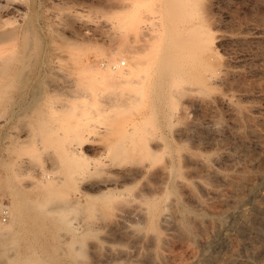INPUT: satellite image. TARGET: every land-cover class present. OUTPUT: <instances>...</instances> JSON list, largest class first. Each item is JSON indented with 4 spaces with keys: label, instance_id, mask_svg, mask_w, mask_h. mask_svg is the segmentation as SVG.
<instances>
[{
    "label": "rangeland",
    "instance_id": "374dc122",
    "mask_svg": "<svg viewBox=\"0 0 264 264\" xmlns=\"http://www.w3.org/2000/svg\"><path fill=\"white\" fill-rule=\"evenodd\" d=\"M201 2L199 20L194 22L205 25L212 34L217 75L224 69L239 72L240 76L231 79L242 78L245 84L238 88L231 86L233 80L227 83L210 79L215 90L206 94L200 85L189 83L169 126L160 128L156 125L162 120L144 118L134 130L137 107L116 106L113 102L127 88H118L94 69L120 49L125 50L129 43V23L122 0H0V68L6 69L5 78L0 77L6 80L0 96V205L4 210L0 211V222L10 220L6 212L13 201L9 185L28 187L24 190L29 198L42 194L40 187L33 184L38 169L46 165L55 168L60 182L55 187L60 199L53 200L50 207L62 205L61 197L81 203L80 211L72 215L73 226L86 233L75 243L77 263L155 264L151 255L153 231L143 213L144 198L150 195L155 179H131L122 183L127 189L120 196L99 197L100 191L94 186L108 180V174L92 170L83 180L82 166L70 165L68 171L63 158L67 148L88 135L92 139L88 154L94 156L100 148L134 130L133 149L122 158V165L128 162V166L158 172L169 168L175 157L180 166L178 177L192 188L179 187V196L196 209L199 207L190 191L204 202L214 198L204 191L196 175L201 166L195 160L210 161L219 156L210 162L216 173L210 180L226 193L218 175L228 169L264 172V0ZM163 9L162 0H154L145 14L162 17ZM123 63L126 68L128 63ZM220 97H231L234 104L242 106L245 118H250L261 134H255L249 125L238 131L232 109ZM202 99L213 101L210 110L201 108ZM217 115L225 126L220 131L215 129ZM162 136L175 148V154H170ZM256 180L263 190L264 183ZM263 216L257 212L254 225L247 228L232 224L233 216L227 215L221 231L211 232L208 243L203 241L196 247L200 264H218L229 256L234 258L233 264H264ZM26 219L24 228L21 225V229H15V242L0 238V264H7L12 253H32L33 249L42 257L40 264H57L45 258L48 252L43 250L47 251L48 246L56 248L58 264H68L71 232L56 227L48 217V229L40 236L44 240L32 242L28 237L34 239L41 229H33V233L32 221ZM157 229L167 238L162 244L163 253L191 260L189 244L176 239L175 218L168 225L158 223ZM27 231L34 235L29 236Z\"/></svg>",
    "mask_w": 264,
    "mask_h": 264
},
{
    "label": "bare ground",
    "instance_id": "6f19581e",
    "mask_svg": "<svg viewBox=\"0 0 264 264\" xmlns=\"http://www.w3.org/2000/svg\"><path fill=\"white\" fill-rule=\"evenodd\" d=\"M153 1L122 0L129 23V43L125 50L120 49L111 55L108 62L94 68L101 75L115 82L118 88H127V91L123 94L118 93L113 102L116 106L131 104L134 108L137 107V119L132 122L134 130L144 118L162 120L160 124L157 123L156 125L155 123L160 128L169 126L177 112L176 110H178L176 107L181 102L182 97L186 95L189 83L200 85L202 90L208 94L215 90L212 84L213 81L222 80L229 83L230 80H233L231 78L241 75L239 72H229L226 69L217 75V63L213 61L215 60L216 52L213 47L214 39L212 34L205 25L198 21L194 22L199 20L201 0H162L164 7L162 17L152 18L151 15L145 14V11L147 8L149 9ZM155 10L158 12L156 7ZM122 62H124V65L128 63V66L123 68ZM197 65H200L201 68L196 69ZM205 70L208 74L211 71L212 75L210 74L209 76L206 74L207 72L204 73ZM5 72L6 69L0 68V77L2 76L3 78ZM208 76L210 77L209 79ZM2 78H0V96L4 89L3 81H6ZM210 79H213V81H210L211 83L209 82ZM14 80L12 79L10 82L14 83ZM241 80H236V82L234 79V82H230V84H232V87L235 85V87L239 88L245 84L243 82L245 80L242 78ZM219 100L232 109L235 117V126L238 131H240L238 128L242 129V127L249 125L253 128L252 131L255 134L258 136L261 134V131L254 128L253 121L243 115L244 108L234 104L231 97H220ZM212 102L211 99H202L199 104L203 110L208 111L211 109ZM86 126V129L89 130L88 125ZM223 126L224 122L218 116L215 129L220 131ZM134 130H129L128 134L116 143L100 148L94 156L88 154V146L91 145L92 139L86 135L81 141L67 148L63 158L68 164V171H70V165L83 167V172H81L84 173L83 180L86 178V174H91L92 170H103V172L105 171L108 174V180L94 186L100 191L99 197L120 196L122 191L127 189V185L122 183L131 179H155V184L150 188V195L144 198L146 207L143 209L144 219L153 231L152 241L154 248L151 255L155 264H200L201 255L197 253L196 247L203 241L208 243L207 240L211 232L218 234L221 231L227 215L233 216L232 224L251 228L252 224L254 225V220L257 219L255 217L257 212L264 214V189L262 190L263 187H261L263 185L256 183V179L264 183V172L252 174L246 170L228 169L227 173L217 174L226 187V193L210 180V177H213L212 175H216L210 167V162L217 160L219 156L210 161L195 160L201 166L196 175L200 178L204 191L209 195L212 194L214 198L211 202H204L197 198L193 191H190L192 198L198 204V209L186 204L179 196V187H185L189 190H192V188L186 180L178 177L180 166L175 157L170 160L169 168L164 167L158 172H152L146 167L134 168L128 166V162L122 165V158L130 154L131 149H133ZM162 139L170 147V154H175V148L169 144V140L165 136H162ZM35 179L36 182L34 180L33 185L40 187L42 191L39 190L42 194H38V196L33 198H29L26 195L24 189L28 187L20 189V187L9 185L13 201H11V206L6 208V212L10 220L6 224L0 222V238L4 239L2 240L3 242H15L14 239L18 237L16 234L18 231L15 229L17 227L20 228L19 226L21 225L24 228L25 219L29 216L30 221L26 220L29 223L32 221L30 224L33 225L30 230L32 229L33 233V229L41 230H36L34 239L31 237H28V239L39 241L40 236L45 234V229H48L49 224L46 219L50 217L56 227L68 229L72 234L69 241L71 248L68 253L70 259L68 264H81L77 263L76 252L78 247L75 243L81 237H84L86 233L74 227L72 222V215L80 211V201L70 198L66 200L65 197H61L62 205L56 208L50 207L53 200L59 198V190L55 189V187H58L60 182L55 175V168L53 167L41 166ZM109 185L114 187L107 188L106 186ZM103 187H106V190H102ZM120 187L123 190L119 189ZM32 188L34 187L32 186ZM87 196L89 195L87 194ZM167 210H169V213ZM0 211L4 212L1 205ZM172 218H175L178 228L177 241L189 244L190 261H182L178 255L172 252H162V244L166 242L167 238L159 233L157 224L168 225ZM29 227L30 225L27 223L28 231ZM28 231L27 233L29 234ZM32 235L34 234H29V236ZM260 236L262 238V234ZM40 244V247L37 244L39 248L42 247ZM44 244H42L43 247L45 246ZM7 246L9 247V245ZM34 248L37 250L36 247ZM100 248H103V246H100ZM30 249L32 250L33 248ZM43 251L48 252L44 254L46 259L58 264L55 247L49 249L48 246L47 251ZM233 252L235 251L233 250ZM230 255H233V253ZM40 258L42 257H39V252L34 249L32 253L16 252L8 255L7 264H40ZM233 259L231 256L224 257L221 262L218 261L219 263H217L233 264Z\"/></svg>",
    "mask_w": 264,
    "mask_h": 264
}]
</instances>
